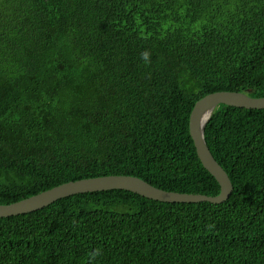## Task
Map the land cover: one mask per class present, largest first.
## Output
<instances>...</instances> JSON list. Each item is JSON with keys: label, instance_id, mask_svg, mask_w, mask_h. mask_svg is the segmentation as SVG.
Segmentation results:
<instances>
[{"label": "trees", "instance_id": "obj_1", "mask_svg": "<svg viewBox=\"0 0 264 264\" xmlns=\"http://www.w3.org/2000/svg\"><path fill=\"white\" fill-rule=\"evenodd\" d=\"M219 91L264 97V0H0V204L120 174L218 195L190 116ZM205 136L227 201L72 195L1 217L0 264H264V109Z\"/></svg>", "mask_w": 264, "mask_h": 264}, {"label": "water", "instance_id": "obj_2", "mask_svg": "<svg viewBox=\"0 0 264 264\" xmlns=\"http://www.w3.org/2000/svg\"><path fill=\"white\" fill-rule=\"evenodd\" d=\"M246 109H264V97H252L247 92L219 91L208 94L194 106L190 116V133L197 153L206 169L217 179L221 186L218 195L183 193L169 191L133 175H107L70 181L55 186L39 194L10 204H0V218L31 213L45 208L55 201L76 194L121 189L143 197L170 203H223L234 190L229 174L215 159L205 136L207 124L220 105Z\"/></svg>", "mask_w": 264, "mask_h": 264}, {"label": "bare ground", "instance_id": "obj_3", "mask_svg": "<svg viewBox=\"0 0 264 264\" xmlns=\"http://www.w3.org/2000/svg\"><path fill=\"white\" fill-rule=\"evenodd\" d=\"M166 75V74H165Z\"/></svg>", "mask_w": 264, "mask_h": 264}]
</instances>
